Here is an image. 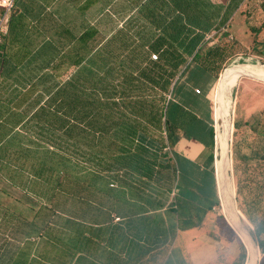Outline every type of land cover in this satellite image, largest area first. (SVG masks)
Returning a JSON list of instances; mask_svg holds the SVG:
<instances>
[{
	"label": "trees",
	"instance_id": "1",
	"mask_svg": "<svg viewBox=\"0 0 264 264\" xmlns=\"http://www.w3.org/2000/svg\"><path fill=\"white\" fill-rule=\"evenodd\" d=\"M216 13L213 0L15 1L0 31V227H14L0 264H141L179 205L159 180L185 115L171 121L167 94L193 61L220 73L201 51ZM234 171L264 252L246 209L264 197V153Z\"/></svg>",
	"mask_w": 264,
	"mask_h": 264
},
{
	"label": "crops",
	"instance_id": "2",
	"mask_svg": "<svg viewBox=\"0 0 264 264\" xmlns=\"http://www.w3.org/2000/svg\"><path fill=\"white\" fill-rule=\"evenodd\" d=\"M213 1L217 6L216 19L206 32L213 34L205 40V33L202 54L215 52L216 62L241 58L264 61V1ZM214 75L215 72L205 69L199 61H193L180 77L172 95L171 121L179 119L180 111L185 115L182 128L173 136L170 148L174 170L160 171L159 180L169 189L170 196L175 190L179 205L176 214L163 213L164 236L158 238V242H150L151 252L141 264L246 262L245 243L225 217L219 201L215 129L213 132L217 112L214 107L213 114L210 98V77ZM213 94L214 89L212 98ZM250 96L255 97L253 93ZM233 127L236 160L251 162L258 159L264 153V99L258 103L254 99L237 102ZM258 224L264 227V221ZM259 238L264 241V228Z\"/></svg>",
	"mask_w": 264,
	"mask_h": 264
},
{
	"label": "water",
	"instance_id": "3",
	"mask_svg": "<svg viewBox=\"0 0 264 264\" xmlns=\"http://www.w3.org/2000/svg\"><path fill=\"white\" fill-rule=\"evenodd\" d=\"M230 74H237L239 78L247 77L258 80L264 83V76L257 75L247 69H245L241 62L238 59L229 62L225 68L222 70L219 79H218V86L216 89L217 95V108L219 111V118L216 120L214 119V129H215V143H216V154H215V169H216V179H217V186H218V194H219V201L222 207L223 213L235 231L240 235L242 240L245 243V247L247 249V258L245 264H259L261 260V252L259 249V245L257 244L256 240L251 233L250 227L252 225L247 222V219L241 212V210L237 206L236 201V190L235 194L231 195L230 199L228 195L230 194L229 185L227 182V164L228 161L231 162L232 165V151H231V141H232V133H233V122L229 116H225L224 112V105L223 100L225 101L223 94V82ZM216 125H219V128L225 130V150L218 145L217 142V128ZM217 161H219V166H217ZM230 174L233 179V169H230ZM250 224V226H249Z\"/></svg>",
	"mask_w": 264,
	"mask_h": 264
},
{
	"label": "rangeland",
	"instance_id": "4",
	"mask_svg": "<svg viewBox=\"0 0 264 264\" xmlns=\"http://www.w3.org/2000/svg\"><path fill=\"white\" fill-rule=\"evenodd\" d=\"M261 2L264 1V0H260ZM0 14H1V9H0ZM243 59V58H241ZM239 60V59H238ZM233 60L231 61H222V64H221V71L219 74H216L213 76H211V80H212V84H211V90H210V98H211V102H212V111H213V114H214V107L217 106V101L215 102V100H213L212 98V93H213V89L216 90V86H217V83H218V79H219V76L222 72V70L225 68V66L229 63V62H232ZM241 61V60H239ZM260 62H263L264 61H260ZM254 94L255 97H251L250 95L251 94ZM215 94V92H214ZM253 99L255 100L256 103L259 102V100L261 99H264V83L263 82H260L258 80H252L251 78H247V77H241L239 78V83L237 85V88H236V91H235V98H234V102L232 104V108L230 110V118L232 120V122L234 121V110H235V107H236V104L237 102L239 103H243V102H246L248 100V102H251L253 101ZM240 114V110H238V114H237V118ZM237 122H239V119L237 120ZM234 127H233V133H234ZM232 133V141H231V151H232V169H233V182H234V186H235V190H236V195H237V183H236V174H235V171H234V168H235V165H236V149H237V144L235 142V135L236 134H233ZM252 196H248L247 199H253L254 194L251 193ZM237 201V206L238 208L242 211V209L240 208L239 206V201L236 199ZM222 209V207H221ZM246 209L247 211L249 212V216L252 217L253 219H255L256 221H258L259 223H263L264 221V197H262V199L258 197L257 201H250L248 200V203H246ZM224 209H222L223 211ZM243 212V211H242ZM246 218V215L243 214ZM247 219V218H246ZM249 219H247V222ZM251 222V221H250ZM249 222V223H250ZM251 224L253 225V228L250 227V230H251V233L253 234V237L254 239L256 240L257 244H258V239L257 237L254 235L255 234V224H253L251 222ZM250 226V224H249ZM16 229V228H15ZM14 230V227L13 225H2L0 227V240L4 239V238H9V239H13L12 236H13V231ZM22 229H20L18 231V234H21L22 232ZM16 232V230H15ZM260 249V252H261V260H260V263L259 264H262V259H264V252L261 250V248L259 247Z\"/></svg>",
	"mask_w": 264,
	"mask_h": 264
},
{
	"label": "bare ground",
	"instance_id": "5",
	"mask_svg": "<svg viewBox=\"0 0 264 264\" xmlns=\"http://www.w3.org/2000/svg\"><path fill=\"white\" fill-rule=\"evenodd\" d=\"M239 60H241L240 61L241 65L245 69H247V70H249V71H251L257 75L264 76V63L263 62H260L259 60L255 59V58H243V59H239ZM238 83H239V76L237 74L228 75L227 78L225 79V81L223 82V91H224L223 97L225 99V101L223 100V105L225 103V105L223 106L224 107L223 114L225 116L226 115L229 116V114H230V110H231L232 104L234 102L235 91H236ZM217 86H218V83H217ZM217 86H216V89H217ZM214 92H215V94H213V100H215V102H216L217 95H216L215 89H214ZM215 109L217 112V118H215V119L217 120L219 118V111H218V108L216 106H215ZM216 128H217L218 145L220 147H222L223 150H225L226 132H225V130H222L221 128H219V125H216ZM217 166H219V161H217ZM231 168H232L231 162L228 161V164H227V169H228L227 182H228L229 191H230V194L228 195L229 199H230L231 195L235 194L234 182H233L232 176L229 172Z\"/></svg>",
	"mask_w": 264,
	"mask_h": 264
},
{
	"label": "built area",
	"instance_id": "6",
	"mask_svg": "<svg viewBox=\"0 0 264 264\" xmlns=\"http://www.w3.org/2000/svg\"><path fill=\"white\" fill-rule=\"evenodd\" d=\"M16 0H0V7H2L4 9V12L0 14V31L2 29L3 23L5 22L9 11L11 10V8L14 6ZM212 32H208L206 33V39H210L212 37ZM153 58H156V55H153ZM172 94L169 93L167 94V98L172 100ZM175 190L173 189L171 192V197L175 196ZM121 220L119 216H114V221H119Z\"/></svg>",
	"mask_w": 264,
	"mask_h": 264
}]
</instances>
